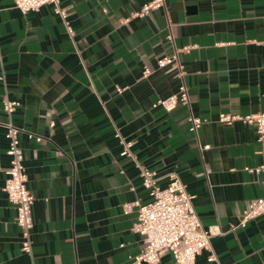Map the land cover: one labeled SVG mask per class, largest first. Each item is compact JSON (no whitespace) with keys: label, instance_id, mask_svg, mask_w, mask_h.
I'll list each match as a JSON object with an SVG mask.
<instances>
[{"label":"crops","instance_id":"0c3cea01","mask_svg":"<svg viewBox=\"0 0 264 264\" xmlns=\"http://www.w3.org/2000/svg\"><path fill=\"white\" fill-rule=\"evenodd\" d=\"M149 1L60 0L70 35L50 5L23 14L0 0V122L4 96L18 101L12 121L34 196L28 254L0 171V264H126L141 250L136 209L123 206L149 196L116 130L159 185L176 172L202 226L220 230L210 242L221 264H264V214L238 224L263 194L264 170L244 169L264 165L262 144L252 125L217 121L264 111V0H163L131 17ZM183 46L189 106L151 107L179 83L175 66L156 60ZM189 112L207 120L196 134ZM6 149L0 124L2 166ZM158 264H174L171 253ZM195 264L214 263L202 251Z\"/></svg>","mask_w":264,"mask_h":264},{"label":"built area","instance_id":"2783aa9c","mask_svg":"<svg viewBox=\"0 0 264 264\" xmlns=\"http://www.w3.org/2000/svg\"><path fill=\"white\" fill-rule=\"evenodd\" d=\"M163 0H151L141 6L138 11L131 14V17H143L151 9L162 5ZM13 6L21 13L37 11L44 5H50L53 12L59 16L68 34L73 30L68 21L67 10L60 5V0H12ZM128 19H125L126 21ZM171 39V35L168 36ZM190 46H183L175 49L171 55H165L156 60L158 67L173 65L176 68V77L179 79L177 90L170 95L158 98L151 107H161L165 111H171L178 104L189 106L188 88L184 79L185 69L179 60V52L188 51ZM150 73L148 68H144L142 75ZM121 91V88H117ZM2 108L7 117L6 121L0 122L5 128L7 139L6 154L8 164L2 166L0 171L5 175L2 190L6 192L8 200L16 208L15 224L20 231V248L22 251L32 253V206L34 196L27 187V174L24 165V152L20 145V128L13 123L12 114L19 102L4 96ZM207 121L205 118L189 112L187 122L189 130L194 134L198 128ZM217 121L223 124H231L234 121H241L254 127L256 140L262 144L259 151L264 154V111L249 113L245 115L232 114L230 112H220ZM29 139L40 141L42 136L32 132L26 133ZM115 136L122 145L120 155L129 157L135 164L142 186L147 190L149 200L140 202L135 199L124 204V212L136 209V220L133 229L142 237L143 247L141 250L129 256L126 264H158L161 256L169 252L173 257L174 264H195L196 257L202 252L207 251V261L214 264H221L216 253L211 247L210 238L220 233L219 228L210 227L205 229L193 206L194 195L190 194L174 171L166 174L168 181L166 185L158 184V177L155 172L146 168L136 159L131 150L133 142L125 140L118 130ZM200 149L205 150L209 144H200ZM249 172H259L264 170V165L257 167L244 168ZM206 173L208 170L206 169ZM264 184V181H262ZM264 214V190L260 197L250 200L248 206L242 210L238 224L244 226L248 220L254 219Z\"/></svg>","mask_w":264,"mask_h":264}]
</instances>
